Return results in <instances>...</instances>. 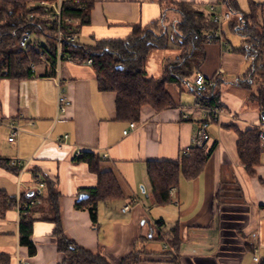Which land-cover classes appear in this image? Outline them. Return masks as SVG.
<instances>
[{"label":"crops","instance_id":"0c3cea01","mask_svg":"<svg viewBox=\"0 0 264 264\" xmlns=\"http://www.w3.org/2000/svg\"><path fill=\"white\" fill-rule=\"evenodd\" d=\"M30 1L34 6L40 1L55 4L62 0ZM93 1L89 24L80 27L73 22L76 41L86 46L100 40H122L134 24L145 27L164 22L170 33L172 21L180 18L172 2L206 5L208 13V5L219 0ZM252 1L264 6V0ZM224 39L226 48L218 43L203 44L205 58L197 70L207 79L218 77L225 84L218 90L223 112L220 121L207 126L209 140L204 148L210 150L209 155L195 178H179L167 203L153 202L146 162L175 160L186 148L197 146L199 113L190 108L195 98L193 75L190 83L166 84L173 106L162 110L142 106L136 129L123 134L128 122L116 118L115 93L98 88L90 64L67 58L60 62L58 77L70 105L57 118L54 66L33 65L30 78L0 79V121L22 128L9 141L13 129L0 124V160L6 161L0 163V191L20 201L23 194L35 195L39 182L45 194L52 182L61 193L64 232L78 244L99 250L112 264L134 251L140 252L141 264H260L252 260L250 241L251 234L258 231L261 258L264 143L260 162L250 175L238 158L236 130L264 125V115L255 102L248 100L250 90L233 83L250 62L244 57L236 71L223 66V52L230 46L225 30ZM240 40L237 47L243 43L242 36ZM179 52L171 41L166 49L151 50L144 63L146 76L159 77L166 58H174ZM64 135L67 137L63 139ZM60 138L63 143L57 144ZM81 150L101 156L99 169L115 176L123 194L122 199L99 202L95 222L87 210L74 207L81 191L96 184V176L87 165L74 160ZM15 157L28 162L23 171L11 164ZM132 199L136 202L123 212L122 207ZM51 214L46 202L35 208L33 217L37 220L30 236L35 252L29 255L27 247L19 244L20 213L12 205L0 216V256L7 257L8 264L17 260L24 264H58L61 254L56 248L55 225L40 220ZM172 241L177 243L176 249Z\"/></svg>","mask_w":264,"mask_h":264},{"label":"trees","instance_id":"16d2710c","mask_svg":"<svg viewBox=\"0 0 264 264\" xmlns=\"http://www.w3.org/2000/svg\"><path fill=\"white\" fill-rule=\"evenodd\" d=\"M30 0H0V79L30 78L33 65L43 64L47 68L55 67L57 52V23L54 10ZM34 2H38L34 0ZM232 14H239L238 20H230L229 27L243 37L242 45L233 48L250 62L247 70L233 83L250 90L248 100L255 102L264 112V6L248 0V12L240 11L235 0H223ZM93 0H62L60 17L70 23L61 24L62 37L60 50L73 60H91L98 88L115 93L116 118L126 122H136L140 108L144 105L154 110H162L175 103L166 89L167 83L177 84L194 75L205 58L203 44L205 33L215 24L210 14L193 3L172 2V8L180 18L173 20L170 33L164 22L151 23L142 27L132 25L131 33L122 40H100L92 46L70 41L76 35L74 21L84 26L90 22V10ZM31 17V18H30ZM163 19V18H162ZM262 20V21H261ZM161 21V20H160ZM261 21V22H260ZM238 28H235L237 27ZM28 34L22 43V37ZM31 35L34 37L30 39ZM43 37V42L39 40ZM168 41L180 49L174 58H166L159 77H147L144 63L153 49H166ZM64 59V57H63ZM120 66L122 68H120ZM221 80L213 77V85L204 90V99L209 106L219 105L218 85ZM236 130V129H235ZM237 154L240 163L248 174L255 173L254 168L260 162L262 145L258 137V128L245 131L236 130ZM210 150L192 146L188 155L183 153L175 160H150L146 162V175L150 184L151 196L156 204H165L170 200L168 190L178 184L179 178H195L202 170ZM77 162L87 165L96 176V184L81 192L86 196L75 202L76 209L87 210L92 222L96 220L99 202L115 201L123 194L115 176L110 171H101V156L91 150H81L74 157ZM2 162H6L1 161ZM61 193L50 182L48 191L39 196L23 194L19 218V244L27 247L29 255L35 252L30 236L35 208L46 202L52 214L40 220L50 221L55 225L56 248L61 254L58 264H112L99 250H91L75 242L63 230L60 210ZM38 199L33 205L30 200ZM15 198L0 191V216L4 215L14 203ZM174 249L177 243L172 241ZM140 252L134 251L123 256L117 264H141ZM0 264H8L7 257L0 256ZM264 264V253L260 258Z\"/></svg>","mask_w":264,"mask_h":264},{"label":"built area","instance_id":"2783aa9c","mask_svg":"<svg viewBox=\"0 0 264 264\" xmlns=\"http://www.w3.org/2000/svg\"><path fill=\"white\" fill-rule=\"evenodd\" d=\"M39 5L41 6H46L50 7L54 10V18L57 23V52H56V85H57V95H56V101H55V111H56V118L62 115L68 106L70 105V100L68 97L65 95L62 87H61V79L58 77V67L60 65L61 60L64 58L71 59L69 56H65L61 50H60V44H61V37H62V29H61V24L64 22L70 23L71 20L69 19H64L62 20L60 17V2L57 3H46L44 1H40ZM208 13L210 14L211 21L215 24L214 27L210 28L204 35L205 42L206 43H218L222 48H226L228 46V42L224 39V25H226L230 19H231V10L224 4L223 0H219L217 3H213L208 5ZM31 18V17H30ZM76 35H72L69 37L70 41H75ZM87 64H91V60L88 59L85 61ZM33 69V66H31ZM219 74V73H218ZM193 83L195 87V98H194V103L190 106L192 111H197L199 113V119L200 123L197 129L196 133V145L199 147H204L208 140H209V135L207 133V126L211 121L219 122L220 117L222 115V109L219 105L215 106H209L207 101L204 99V90L209 88L210 86L213 85V77L207 79L204 77V75L196 71L193 75ZM184 118H187V114L183 115ZM0 124H5L13 129L10 137L8 138L9 141H13L14 137L22 131V128L13 125L12 123H4L0 121ZM137 123L136 122H129L128 123V128L123 130V134H127L130 131L136 129ZM67 136L64 135L63 139L66 138ZM258 137L261 143H264V125L261 124L258 127ZM63 139H58L57 144L63 143ZM189 153V147L186 148V150L183 151L184 155H188ZM11 164L19 166L21 171L25 168V166L28 164L27 161H22L18 157H15L11 159ZM43 183L39 182L37 185L36 190L34 191L36 196L41 195ZM176 188L175 187H170L168 190L169 195H173L175 192ZM38 203V199L30 200L29 204L33 205L34 203ZM136 199H132L128 204L122 207V211H126L129 209L131 203H135ZM14 207L16 210L21 214V203L18 198L15 199L13 203ZM259 232L255 231L251 234V241L250 244L253 246V255H252V260L255 262H260V254L258 252L260 248L259 240H258ZM164 247H168L167 245H164ZM14 264H24L22 260H17Z\"/></svg>","mask_w":264,"mask_h":264},{"label":"rangeland","instance_id":"374dc122","mask_svg":"<svg viewBox=\"0 0 264 264\" xmlns=\"http://www.w3.org/2000/svg\"><path fill=\"white\" fill-rule=\"evenodd\" d=\"M239 9L246 12L248 10L249 4H248V0H235ZM201 9L207 10V6L206 5H200ZM239 19V14L237 13H233L231 14V19L230 20H238ZM262 21V20H261ZM260 21V22H261ZM235 28H238L235 27ZM223 29L225 30V36L226 39L230 42V46L227 48V50H225L224 53V57H223V66L226 68V70H231L233 69L234 71L238 70V64H242L245 61V58L242 54L235 52L234 50H232L233 48L239 46V42H241V36L236 33L234 30H231L232 28L229 27L228 25H224ZM34 36L31 35L30 39L33 38ZM40 41L43 42V37L39 38ZM227 54H229V57H227ZM237 66V69H235ZM224 70V69H223ZM192 76H190L187 79V82H191ZM225 86V84H219L218 85V90H222V88Z\"/></svg>","mask_w":264,"mask_h":264},{"label":"water","instance_id":"95a60500","mask_svg":"<svg viewBox=\"0 0 264 264\" xmlns=\"http://www.w3.org/2000/svg\"><path fill=\"white\" fill-rule=\"evenodd\" d=\"M27 36H28V34H25V35L22 37V40H21L22 43H23L24 40L27 38ZM120 68H122V67L120 66ZM263 115H264V113L262 112V116H263ZM85 196H86V195H85L84 193L81 194V195H79L78 200L83 199Z\"/></svg>","mask_w":264,"mask_h":264}]
</instances>
